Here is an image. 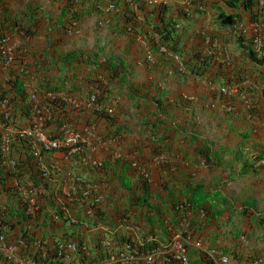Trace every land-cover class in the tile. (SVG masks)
Instances as JSON below:
<instances>
[{
  "label": "crops",
  "instance_id": "0c3cea01",
  "mask_svg": "<svg viewBox=\"0 0 264 264\" xmlns=\"http://www.w3.org/2000/svg\"><path fill=\"white\" fill-rule=\"evenodd\" d=\"M116 2L120 11L104 16L93 0H0V36L10 35L9 45L23 51L16 64L0 63V93L18 83L33 106L45 88L57 89L65 98L61 116L71 123L58 128L44 124L45 131L62 136L65 124L85 137L70 149L48 152L28 139L39 150L38 167L48 171L43 177L48 187L32 194L47 219L40 218L33 233L46 249L54 242L75 243L76 250L63 252L64 264H94L97 251L117 249L127 238L135 245L154 238L161 246L176 232L182 234L191 263L209 264L201 254L209 248L227 257L222 262L220 255L208 254L212 264L264 262V62H253L246 49L258 34V56L264 54V0H253L249 9L228 6L225 0ZM125 3L130 7L125 9ZM161 3L176 21L177 46L189 59L185 65L173 52L156 47L159 38L151 22L157 21L155 7ZM129 12H135L131 20ZM222 13L233 15L227 27L221 26ZM72 20L77 24L68 32ZM17 26L24 27L26 36L16 33ZM74 50L70 61L62 59ZM148 54L153 60H146ZM200 54L209 56L205 66ZM234 83L248 88L253 112L237 96L222 95L220 86ZM91 94L113 109L109 118L86 106ZM13 116L12 123L4 115L0 120L3 173L11 171L12 151L24 140L16 132L32 123L19 110ZM117 125L126 128L114 135ZM133 161L150 176L146 203L141 199L144 178ZM75 177L89 180V187L80 189ZM6 182L24 198L23 185L11 176ZM65 191L71 198H65ZM194 194L201 200L191 207L187 201ZM0 201L4 207L5 194ZM160 219L169 232L164 239L149 234ZM6 229L0 225L3 234ZM5 235L7 242H15L11 238L19 231ZM28 258L0 252V264H26ZM163 260L159 254L153 264H168Z\"/></svg>",
  "mask_w": 264,
  "mask_h": 264
},
{
  "label": "trees",
  "instance_id": "16d2710c",
  "mask_svg": "<svg viewBox=\"0 0 264 264\" xmlns=\"http://www.w3.org/2000/svg\"><path fill=\"white\" fill-rule=\"evenodd\" d=\"M225 2L228 6L231 7L241 6L243 9H249L253 5V0H225ZM155 10L157 13V21L151 23L153 24V30L158 34V38H159L158 45L156 47L158 48V46L163 45L164 47L167 48L168 51L174 52L182 57V49H180L177 46V41L175 40V36H174L176 21L173 19V17L166 16L167 8L164 3L159 4L157 8L155 7ZM129 13L130 15L128 16V18L131 20L134 18V12H129ZM232 16H233L232 14L229 15H224L223 13L220 14L219 18H220L221 26L222 27L229 26L233 18ZM148 24L150 23L148 22ZM22 29H24V27H22ZM250 44L254 45L252 41ZM246 49H247L248 57L253 62L258 64L264 62V54L263 56L262 55L258 56V51L255 50L254 46L248 45ZM76 53L77 51L75 50L69 52L68 54L64 55L62 59L70 61L71 58H73L76 55ZM200 56H201L200 59H202L201 62L205 66L208 63L209 56H205L202 54H200ZM188 60L189 59L182 58V61L185 64H187L186 62ZM195 68L196 67H192L191 71L194 73H198V70ZM50 91L57 92V89L53 87H48L44 89L43 94H37L39 98L38 106L46 105L50 108V116L46 120L45 127L48 128L49 126H52V128L54 127L58 128L61 126L62 123L70 124L71 121L66 120L63 115H62L63 117L61 116V114H63L61 113V111L65 110V101L61 99L59 100V98L56 99L49 98L47 96V93H49ZM28 95L30 94L27 93L25 94V90H23L20 84L12 82V88L10 90H8L6 93L5 91H1L0 100L1 98L9 99L8 102H11L14 109V113L13 110L11 111V113L15 114V111L19 110L21 112V115L30 117L32 105L30 104L31 101L29 99L27 100ZM96 102L102 105L101 103H99V98L97 97V95H96ZM95 113L104 116L106 118L110 117L109 114L105 112L95 111ZM0 120H3L2 115H0ZM125 128L126 126L124 125H117L115 131L113 132L114 135H117L122 129ZM54 131L57 130L48 131L51 137L54 136L52 134V132ZM17 138L24 140H20V144L16 145L15 147L16 151L15 150L12 151V157L11 154H9V156L14 160V164L13 167L11 168V171L3 173V171L0 169V194L6 195V201L5 203H3L5 205L4 207H1L2 203L0 201V224H4L7 228L4 235L13 234V231L18 229L19 235L17 237L11 238L14 239L15 242L21 238L25 242V244L19 248L18 254L20 256H26V257L29 256L30 258H32V260H34L36 264H44V263L64 264V262L61 260V256H59L57 252V245L59 243L54 242V245L51 249H46L45 243L42 241V239H39L33 233L39 226L38 223L39 219L43 218L44 220H46L47 214L41 215V213L39 212L40 208L35 209L33 212L29 210L28 202L21 197V195L17 190V186L14 188L6 182V178L8 176H11L12 178L16 179L18 184L23 185L26 189L32 188L34 191H37L38 193L40 192V187L41 188L48 187L47 181H45V178L42 177V171L38 167L37 159L33 154L32 145L30 143L28 144V139L30 138H25V137H17ZM0 158H1V151H0ZM26 174L28 175V179L25 178ZM140 183L143 190V197L141 199L143 200V203H146L148 200V193H149L148 182H146V179L145 180L141 179ZM79 185H80L79 187L80 189L86 190L89 187L90 182L89 180H82L79 182ZM207 192L205 193L207 194ZM200 200L201 198H199L197 194L196 195L194 194V196L188 199L187 204L192 207L194 205L199 204ZM92 209L97 210L95 204L92 205ZM57 216L63 217V214L58 211ZM176 222H177L176 219H174V223ZM167 230L168 229L167 226L165 225V221L163 219H160L159 225L154 227L149 234L157 239L160 236L162 237V239H164L167 235H169V232ZM183 236H185V234H183ZM155 240L153 238L151 239L150 242L148 243L144 242L141 245L139 244L135 245V243L133 242L131 243V241L129 242L128 238L126 242L130 247H134L137 249L139 253L144 254L145 252H148L150 249L155 248L159 245L158 241ZM170 243H171V239L169 240L167 239V244L169 245ZM77 244L79 250L82 251L81 249L82 244L79 242ZM31 246H33V248L29 249ZM97 247L99 249L100 246L98 245ZM120 251H124V248H122V244L117 249L111 247L110 251L108 248H106L104 253H102L101 251H97L96 252L97 255L94 257L93 261L100 262L104 257L103 254H105V258H106L107 255L115 252L118 253ZM43 252H45L46 254L45 256L42 255ZM201 254L205 257L206 259L205 261H208L209 264H212L210 258H208L205 252H202ZM163 261L168 264H173L172 262L170 263L166 260ZM200 261L196 260V262L193 263L201 264ZM193 263H191L190 260V264ZM116 264H122V263L118 262ZM128 264H146V263L142 260V258L139 257L134 261H130Z\"/></svg>",
  "mask_w": 264,
  "mask_h": 264
},
{
  "label": "built area",
  "instance_id": "2783aa9c",
  "mask_svg": "<svg viewBox=\"0 0 264 264\" xmlns=\"http://www.w3.org/2000/svg\"><path fill=\"white\" fill-rule=\"evenodd\" d=\"M148 3H153L155 0H146ZM114 4L110 3L108 5V9L113 8ZM200 8V7H199ZM18 33H21L19 30H15ZM253 41L255 42L256 46H260V36L258 34H254ZM159 51H166L165 47L161 46ZM18 52H15V49L9 45V37L8 36H1L0 37V63L3 65H10L12 62L16 60V57L18 56ZM148 60H153V56L151 54H148L147 56ZM174 58L179 60L181 63L180 58L177 55H174ZM182 64V63H181ZM222 93H236L241 98L246 97V91L241 89L238 85H222L220 86ZM47 96L51 99L59 98L61 100H64L65 98L62 97L61 94H57V92H49L47 93ZM32 97H35V94H32ZM39 102V101H38ZM38 102L33 104L31 108V125L29 128H25L22 130H19L16 132V134L20 137H29L33 138L36 143L39 146L40 151H53V150H60L61 148L68 147L69 149L72 148V146H77L78 144L84 142L85 137H83L82 131L73 130L69 125H63L64 134L62 136H54L50 137L47 135V133L44 131V124L45 121L50 116V108L46 105L38 106ZM88 102V104H87ZM87 102H85L87 107H92L94 111H105L107 113H112L113 109L110 107L102 106L96 102V94H91L89 98L87 99ZM8 103L7 98H3L0 100V111L4 114V117L6 120L11 121L13 120V116L10 113V110L8 107H6ZM33 154L35 157L39 155V150L33 149ZM97 163V162H95ZM133 166H137L136 162L132 163ZM140 174L143 176L144 179L147 181L150 180V176L144 168H141ZM42 175L46 176L48 175L47 170L42 171ZM81 179L79 177H75L74 181L76 183H79ZM23 195V199H25L28 202V209L31 211H34L36 209V201L34 196L32 195L34 190L32 188L30 189H20ZM64 196L71 198V192L65 191ZM95 201V200H94ZM25 244L23 239H19L16 242L12 243H6L4 240L3 235H0V252L4 253L5 256L10 257L13 254H16L18 252L19 248ZM108 242H105L104 245H107ZM171 246H173L174 249L171 248L170 250L160 249V248H152L148 252H145L144 254H141L137 251L136 248L130 247L127 242L122 243V248H124V251H120L118 253H111L106 256L105 260H102L100 262H94V264H116L118 262L122 264H128L130 261H134L137 258L142 256V260L146 264H153L159 254L164 255V259L168 262H172L173 264H190L189 257L187 255L183 237L181 232H176L172 241ZM77 246L75 243L69 242V243H59L57 246V252L59 256H63V252L67 250H76ZM170 249V248H168ZM161 250V252H160ZM207 253L210 256H218L220 255V260L222 262L227 261V257L219 253L215 249H209L207 250ZM26 264H35V262L28 258L25 261ZM249 264H264L261 260H254L250 262Z\"/></svg>",
  "mask_w": 264,
  "mask_h": 264
},
{
  "label": "clouds",
  "instance_id": "9594fccd",
  "mask_svg": "<svg viewBox=\"0 0 264 264\" xmlns=\"http://www.w3.org/2000/svg\"><path fill=\"white\" fill-rule=\"evenodd\" d=\"M94 2H95V4H94V6L96 7V8H94L95 10H98L99 11V9H101V6L104 4V3H107V2H109V1H111L110 3H113L114 4V7L113 8H115L116 7V10H118V4H117V2H116V0H107L106 2H104L103 4L102 3H100L99 2V0H93ZM126 1V3L128 2V3H132L133 2V0H125ZM145 2H147L146 0H144ZM109 3V4H110ZM126 3L124 4L125 5V8H129L130 7V5L129 6H126ZM127 3V4H128ZM148 3V2H147ZM108 4V5H109ZM148 4H150V5H155V4H157V3H155V2H153V3H148ZM194 6H195V8H199L200 7V5L198 4V3H196V5L194 4ZM137 7H139V5L137 6ZM193 9L194 11H198L199 9ZM119 12V11H118ZM76 24H77V21L76 20H72V22H70L69 23V25H68V27H67V31L68 32H72L74 29H75V27H76ZM19 26H17L16 28H14V30H19ZM239 28H241V30L243 29L242 28V26L240 25V27ZM20 31V30H19ZM16 33H18V32H16ZM6 36V35H5ZM253 36H254V34H253ZM253 36H252V42H253V44H254V46H255V48H256V51L257 50H260V48H261V44H260V46L259 47H257L256 46V44H255V42L253 41ZM1 37V36H0ZM9 37V36H8ZM161 46H163V45H160V46H158V52H161V53H163L162 51H159V49H160V47ZM164 47V46H163ZM14 49H16L15 47H14ZM166 49V51H167V48H165ZM166 51H164V52H166ZM18 53H19V51H18ZM19 56V55H18ZM148 56V55H147ZM180 58V60H181V63L183 64V65H185V63L182 61V57H179ZM147 60H148V58H147ZM1 99H3V98H1ZM60 100V99H59ZM8 101H9V99H8ZM38 104H39V102H38ZM6 107H8L9 108V110H10V113H11V111L13 110V113H14V109H13V105L11 104V102H8L7 103V105H6ZM32 108V107H31ZM101 112H105V111H101ZM2 112L0 111V115H2L1 114ZM13 113H11V115L13 116L14 114ZM105 113H107V112H105ZM113 113V112H112ZM112 113H110V114H112ZM107 114H109V113H107ZM109 114V115H110ZM4 115V114H3ZM2 115V116H3ZM6 119V118H5ZM7 122H13L14 121V116H13V120H11V121H8V120H6ZM70 126V125H69ZM72 128V127H71ZM73 130H75L74 128H72ZM44 131H45V128H44ZM46 132V131H45ZM47 133V132H46ZM47 135L48 136H50L48 133H47ZM55 136V135H54ZM53 136V137H54ZM16 137H20V136H18L17 134H16ZM51 137V136H50ZM25 138H29V137H25ZM81 144V143H80ZM81 146V145H80ZM46 152V151H45ZM37 158V157H36ZM133 162H136V161H133ZM133 162H131V165H132V163ZM96 164V163H95ZM101 165V163L99 162V161H97V166H100ZM133 166V165H132ZM133 167H135V168H138V169H140L141 170V168H144L142 165H140L139 163L137 164V166H133ZM42 177H45V176H43L42 175ZM147 181V180H146ZM80 182V181H79ZM92 205H94L95 204V201L93 200L92 201V203H91ZM0 225H2V224H0ZM0 235H3V237H4V240H5V242L6 243H12V242H7L6 241V237H5V235L0 231ZM172 241V240H171ZM164 244H166V243H164ZM36 245H37V243H36ZM58 246V245H57ZM184 246H185V244H184ZM160 246H157V248H159ZM185 249H186V252H187V255H188V251H187V248H186V246H185ZM209 249H215L216 251H218L219 253L221 252L222 254H224V255H226L222 250H220V249H218V248H209ZM208 249V250H209ZM163 250V249H162ZM205 253H206V255H208V253H207V251H205ZM16 254H18V252H16ZM188 257H189V255H188ZM31 259V258H30ZM189 260H190V258H189ZM34 261V260H33ZM36 264V263H35Z\"/></svg>",
  "mask_w": 264,
  "mask_h": 264
},
{
  "label": "rangeland",
  "instance_id": "374dc122",
  "mask_svg": "<svg viewBox=\"0 0 264 264\" xmlns=\"http://www.w3.org/2000/svg\"><path fill=\"white\" fill-rule=\"evenodd\" d=\"M111 1H109V2H107V3H104L102 6H101V9L99 10V12L100 13H104L105 15L104 16H107V15H109V14H112V13H114V14H116L118 11H120V8H119V6L117 7L118 8V10H116V7L115 8H110V9H108V4L110 3ZM141 7H137V9H140ZM135 13V12H134ZM103 21H101L100 23H102ZM107 24V23H106ZM124 26V25H123ZM19 30L20 31H22L23 32V34H20V33H17V34H20L21 36H26L24 33V29H22V28H19ZM73 32V31H72ZM7 36V35H6ZM9 39H10V35H9ZM19 39H22L21 37L19 38ZM166 48V47H165ZM19 51V56H17L16 57V60L14 61V62H12V64H16L17 62H19V60H20V54L22 55V53H23V51H22V49L20 50L19 48H16L15 49V52H18ZM173 55H177L178 57H181V56H179L178 54H176V53H172ZM147 60V59H146ZM237 83H234V85H236ZM241 89H243L244 91H246L245 93H246V97L245 98H241L238 94H236V93H231V96H232V94L233 95H235V96H237L238 97V99L240 100V102H241V104H243L244 105V107L248 110V112H251L254 108H255V104H254V101L249 97V96H251L250 94H249V92H248V88L247 87H245L244 86V83L242 84V83H240V84H237ZM222 86V85H221ZM222 93V92H221ZM222 95H224L223 93H222ZM227 95H229V94H227ZM253 112V111H252ZM111 115V114H110ZM136 163L138 164V162L136 161ZM160 249H167V250H170L171 251V248L172 249H174L173 248V246H171V244H163V245H161L160 247H159ZM168 248H170V249H168ZM165 249V250H166ZM156 261H157V259H156ZM155 261V262H156Z\"/></svg>",
  "mask_w": 264,
  "mask_h": 264
}]
</instances>
